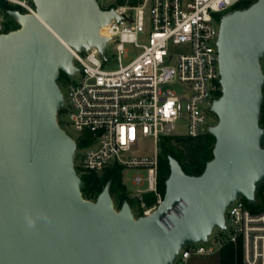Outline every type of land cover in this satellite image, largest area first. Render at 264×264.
<instances>
[{
    "label": "water",
    "instance_id": "obj_1",
    "mask_svg": "<svg viewBox=\"0 0 264 264\" xmlns=\"http://www.w3.org/2000/svg\"><path fill=\"white\" fill-rule=\"evenodd\" d=\"M37 16L10 9L19 27L0 35V264H175L180 250L226 229L239 196L251 204L264 182V0L221 18L222 91L211 111L213 157L199 175L169 157L162 202L136 216L120 207L108 181L96 199L83 195L77 142L61 126V73L74 79L72 50L100 47L101 27L117 15L99 0H34ZM185 200L183 217L162 216Z\"/></svg>",
    "mask_w": 264,
    "mask_h": 264
},
{
    "label": "built area",
    "instance_id": "obj_2",
    "mask_svg": "<svg viewBox=\"0 0 264 264\" xmlns=\"http://www.w3.org/2000/svg\"><path fill=\"white\" fill-rule=\"evenodd\" d=\"M241 1L139 0L134 5L120 4L114 7L121 18L113 17L104 25V32L100 30V35L107 38L105 58L97 45L85 51L71 49L78 71L73 80H68L63 109L70 113L76 132L71 136L77 142L75 166L79 174V170L101 173L113 166H121L123 173L130 168H145L148 176L134 174L132 182L139 186L147 181V188L130 194L156 195L155 204H142V215L158 207L164 197L158 187L160 139L166 135L199 136L215 125L208 124V114L213 113L211 106L222 91L218 46L221 13ZM146 8L151 12L149 34L145 31ZM10 9L37 16L34 0H0V35L19 27L18 20L8 13ZM145 36L147 42L140 43ZM127 43H134L139 50L124 64ZM109 44L113 45L112 53ZM115 59L117 67L109 68L107 65ZM261 70L264 73V56ZM173 82L188 85L186 96L167 87ZM181 117L187 118L184 134L175 130ZM142 137L154 140V154L134 153ZM185 206V200H179L160 222L170 229L174 226L172 215L183 217ZM227 219L230 233L217 236L218 251L204 245L210 235L206 241L185 245L175 264H188L196 256L216 255L227 242L241 247L240 264H264V193L254 204L243 196L236 198L225 212L228 228Z\"/></svg>",
    "mask_w": 264,
    "mask_h": 264
},
{
    "label": "trees",
    "instance_id": "obj_3",
    "mask_svg": "<svg viewBox=\"0 0 264 264\" xmlns=\"http://www.w3.org/2000/svg\"><path fill=\"white\" fill-rule=\"evenodd\" d=\"M139 0H119L120 4L128 2L130 5L138 3ZM254 0H242L232 9L248 7ZM110 4L106 8L114 7ZM64 73H61V76ZM63 108L60 110V112ZM260 124L264 126V100L261 108ZM215 137L210 133L199 136L188 135H166L160 139L159 165H158V187L161 193H165L166 179L170 174L169 157H175L182 165L184 171L190 175H199L203 172L206 163L213 157ZM80 175L84 181L83 195L89 199H96L108 181L111 182V194L120 207L124 202H129L132 207L140 209L142 215L143 205L148 207L156 202V195L153 192H145L141 197H133L123 181L121 166H113L101 173L83 172ZM259 194L264 193V182L260 185ZM259 195V196H260ZM254 208L255 205H252ZM242 250L240 246L227 242L220 251L219 264H240ZM192 260V259H191ZM190 260V261H191ZM189 264H192L190 262Z\"/></svg>",
    "mask_w": 264,
    "mask_h": 264
},
{
    "label": "rangeland",
    "instance_id": "obj_4",
    "mask_svg": "<svg viewBox=\"0 0 264 264\" xmlns=\"http://www.w3.org/2000/svg\"><path fill=\"white\" fill-rule=\"evenodd\" d=\"M102 4L103 7H107L110 4H115L120 5L119 0H99ZM128 2H125L124 4H126ZM129 4V3H128ZM233 9L229 10V11H225L223 13H221V15H225L229 12H231ZM151 12L149 8L145 9V31L147 32V34H149V32L151 31ZM140 43H146L147 42V36L145 37H141L139 40ZM125 48L127 49V53L126 56H123L122 62L124 64L128 63L129 61H131L138 53L139 48L134 44V43H127L125 44ZM108 51L109 53L113 52V45L109 44L108 45ZM117 60H113L111 61L107 66L109 68H115L117 67ZM69 78L67 77H60L58 80L59 86L62 90V92L64 94L67 93L68 91V86H69ZM167 87L171 88L172 90L176 91L180 96H186L187 92H188V85L187 84H182L179 82H173L170 83L169 85H167ZM185 105V99L183 100V106ZM58 120L61 124V126L70 134L75 136L76 132L74 129V126L72 125L71 119H70V113L68 112V110L63 109L61 112L58 113ZM218 122V117L217 115L210 113L208 114V124H217ZM186 124H187V118L186 117H181L176 123H175V130L177 132L180 133H186ZM155 144H154V140L151 137H142L139 141V149L134 152L137 155H141V154H154L155 151ZM141 174L143 175V177H147L148 176V170H146L145 168H130L124 171V183L127 187V189L130 191V193H134L138 188L140 189H145L148 186L147 181H144V183H142L141 185H135L132 182V177L134 174ZM131 195V194H130ZM259 191H257V198L261 199L262 194L259 196ZM116 202V201H115ZM117 205V203H116ZM118 206V205H117ZM119 207V206H118ZM134 210V213L136 216H139V211L140 209H138V207H132ZM227 225L228 228L227 229H220V228H215V230L213 231V233L211 234V237L209 238V241L204 243V245L206 247L208 246H213L215 248L216 251H218L220 249V244L217 241V236L222 235L224 237H226L229 233H230V226L231 223L229 221V219H227ZM198 263L201 264H219V260H220V253L213 255V256H196ZM192 261V260H191ZM190 261V262H191ZM196 261V262H197ZM189 262V263H190ZM188 263V264H189Z\"/></svg>",
    "mask_w": 264,
    "mask_h": 264
},
{
    "label": "crops",
    "instance_id": "obj_5",
    "mask_svg": "<svg viewBox=\"0 0 264 264\" xmlns=\"http://www.w3.org/2000/svg\"><path fill=\"white\" fill-rule=\"evenodd\" d=\"M197 257H193L192 258V264H201V263H198V261H197V259H196ZM197 261V262H196Z\"/></svg>",
    "mask_w": 264,
    "mask_h": 264
},
{
    "label": "bare ground",
    "instance_id": "obj_6",
    "mask_svg": "<svg viewBox=\"0 0 264 264\" xmlns=\"http://www.w3.org/2000/svg\"><path fill=\"white\" fill-rule=\"evenodd\" d=\"M103 32H104V26L101 27V33H103Z\"/></svg>",
    "mask_w": 264,
    "mask_h": 264
}]
</instances>
